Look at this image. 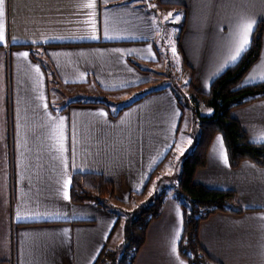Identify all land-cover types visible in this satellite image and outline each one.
Here are the masks:
<instances>
[{"label": "crops", "instance_id": "obj_1", "mask_svg": "<svg viewBox=\"0 0 264 264\" xmlns=\"http://www.w3.org/2000/svg\"><path fill=\"white\" fill-rule=\"evenodd\" d=\"M89 2L4 0L0 264H95L122 246L109 245L120 214L126 221L136 215L125 203L142 197L155 176V192L139 202L141 209L163 185L176 182V165L198 136L196 117L171 156L183 120L177 91L141 90L117 112L110 103L122 98H106L144 88L145 67L160 58L158 39L172 24L161 16L168 8L182 13L174 39L191 90L205 95L212 79L238 60L244 51L231 56L247 20H255L250 43L260 29L261 45L242 83L264 81V0H94L88 9ZM230 115L250 141L264 142V95ZM223 154L216 134L193 175L197 183L235 192L232 210L200 222V246L219 264H264V165L244 159L231 166ZM73 173L101 174L112 182L113 197L105 204L72 202ZM183 219L182 206L166 193L132 264H188L179 253Z\"/></svg>", "mask_w": 264, "mask_h": 264}, {"label": "trees", "instance_id": "obj_2", "mask_svg": "<svg viewBox=\"0 0 264 264\" xmlns=\"http://www.w3.org/2000/svg\"><path fill=\"white\" fill-rule=\"evenodd\" d=\"M261 30L233 64L224 68L210 82L205 94L212 114L196 113L198 136L193 147L178 161L175 169L176 190L174 198L183 208V231L179 241V253L188 264H219L211 259L199 243L200 222L218 211L232 210L230 200L235 192L230 189L208 187L193 180L197 168L204 166L206 151L212 138L221 134L227 158L231 166L248 159L264 165V142H252L239 122L230 115L234 107L264 95V81L244 84L242 78L257 59L261 45ZM137 100V99H136ZM166 186V185H165ZM164 185L151 200L124 227V240L118 250L106 252L107 264H132L145 240V228L149 220L159 213L166 195ZM113 184L98 173H73L70 198L74 203L92 201L105 204L113 197Z\"/></svg>", "mask_w": 264, "mask_h": 264}, {"label": "rangeland", "instance_id": "obj_3", "mask_svg": "<svg viewBox=\"0 0 264 264\" xmlns=\"http://www.w3.org/2000/svg\"><path fill=\"white\" fill-rule=\"evenodd\" d=\"M154 7V6H153ZM168 11L161 15L162 17L166 18L168 17V21H171V26L167 28L163 34V36L158 39V49L160 58L157 59L155 63L147 64L146 65V77L147 83L144 86L143 89L140 90H134L131 92H128L125 94L123 91L117 90L116 92H113L110 97H106L107 99H111L113 97H121L122 101L116 103L113 105L110 103L111 108L116 109L115 112H117L119 109L122 108V106L132 101L134 98L139 96L141 94V90H155L159 88H166V89H174L177 91L178 97L181 100L182 106H183V120L179 132V136L177 139V144L175 145L171 156L177 154V151H179L182 148V142L185 138H188V132L191 131V124L193 119H196V111L201 116H207L212 114V108L209 106L207 98L204 94L197 93L194 90H191L189 88V79H191V73L189 70H187L186 66L184 65L181 54H179L177 50V45L175 42V35L177 36L175 31L177 30L176 23H180L182 20V13L179 11H176L175 13L172 11H175L176 8L171 6L167 9ZM153 11L157 14L160 12L157 11L155 8H153ZM172 14L171 16L169 14ZM163 18V19H164ZM173 47L175 48V54H173ZM90 97L93 96L97 98L98 94H92L94 91L92 89V86H90ZM75 95H77L76 88L74 89ZM146 92V91H145ZM78 96V95H77ZM222 137L221 134H218ZM165 167H168V171L173 172L174 171V164L171 165V160H169ZM163 167V169H165ZM156 177H154L153 181L150 183L147 191L144 193V195L141 197H137L136 195L133 196L131 201L129 203H125L126 210L133 208V211L135 214H137L141 208L138 207L139 202L142 201H148L150 197L152 196L153 192H155V181ZM167 191V195H175L176 190V182L171 181L167 183V185L164 187ZM113 200V199H112ZM115 205L118 207L120 204L124 205L122 203H119L118 201L113 200ZM121 213V212H120ZM127 214L123 212V214H120L119 221L116 223L115 228L112 233L111 238V245H109L111 248L112 246L120 247L124 240V227L127 220ZM132 219V218H130Z\"/></svg>", "mask_w": 264, "mask_h": 264}, {"label": "snow or ice", "instance_id": "obj_4", "mask_svg": "<svg viewBox=\"0 0 264 264\" xmlns=\"http://www.w3.org/2000/svg\"><path fill=\"white\" fill-rule=\"evenodd\" d=\"M3 4H4V0H0V15H3ZM85 7H87L88 9H94L95 8L94 0H91V2L87 3L85 5ZM89 15H91V13H89ZM169 15L171 16L172 14L170 13ZM254 25H255V20H247V21H244L240 25V39L238 42V46L235 49V54L231 56L232 60L237 59L238 56L240 55V53L243 52L245 50V48L248 46V44L250 43V35L253 32ZM91 38L97 39L96 36H92ZM4 39H5V37L3 35V32L0 31V42H2ZM172 51H173V54H175V48L174 47H173ZM22 55L26 58L28 56V53H23ZM261 139H264V137H261ZM221 144H222V141H221ZM223 159H224L225 164H227L226 154H223ZM66 186H67V184H66ZM64 198L65 199L69 198L67 191L64 193ZM173 251H175V248H173Z\"/></svg>", "mask_w": 264, "mask_h": 264}, {"label": "built area", "instance_id": "obj_5", "mask_svg": "<svg viewBox=\"0 0 264 264\" xmlns=\"http://www.w3.org/2000/svg\"><path fill=\"white\" fill-rule=\"evenodd\" d=\"M95 264H107V262H106V259L102 257Z\"/></svg>", "mask_w": 264, "mask_h": 264}]
</instances>
